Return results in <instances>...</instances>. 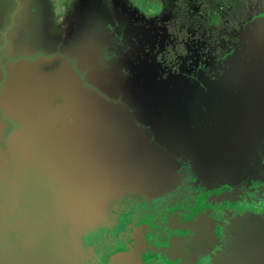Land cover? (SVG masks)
Here are the masks:
<instances>
[{
    "label": "rangeland",
    "instance_id": "obj_1",
    "mask_svg": "<svg viewBox=\"0 0 264 264\" xmlns=\"http://www.w3.org/2000/svg\"><path fill=\"white\" fill-rule=\"evenodd\" d=\"M145 1L0 0V113L13 124L14 145L22 139L23 156L38 162L35 134L57 139L59 156L50 158L82 165L100 206L107 196L165 192L175 178L168 150L211 160L197 173L239 175L246 167L239 154L260 143L254 117L264 116V14L243 32L235 64L199 81L163 77L152 61L159 29L139 15L164 20L173 0ZM8 133L0 125V135ZM151 156L157 177L147 181L143 165ZM29 170L37 178L44 171ZM21 223L28 229L20 242L0 226V264L69 263L66 233L80 226L75 216L57 228L33 213ZM125 260L118 256L117 264Z\"/></svg>",
    "mask_w": 264,
    "mask_h": 264
},
{
    "label": "flooded vegetation",
    "instance_id": "obj_2",
    "mask_svg": "<svg viewBox=\"0 0 264 264\" xmlns=\"http://www.w3.org/2000/svg\"><path fill=\"white\" fill-rule=\"evenodd\" d=\"M196 3V0H173L172 11L167 13L164 20L160 19V13L151 17L139 15L140 20L144 19L143 24L156 22L158 26V38L155 45H151L154 51L152 61L160 67L163 77L171 75L199 81L219 77L225 69L235 64L234 59H239L240 48L246 43L243 32L251 27L253 19L264 14V0L251 3L245 20L238 23L229 22L228 15L219 8L222 11V22L220 29L215 30L210 22H205L206 19L199 13L201 10L197 8ZM137 10L141 14V8ZM195 17L198 22H183ZM146 49L150 51V47ZM261 116L264 119V116ZM263 119L254 117V127L259 135L254 141L260 143L255 147L245 148L252 151L255 162L251 167L259 173L264 171ZM0 125L6 131L10 128L6 137L0 135V150L10 157L9 171L13 172L15 161L21 156V144L14 145V136L11 137L13 124L1 113ZM198 150H201V147ZM183 154L191 155L190 151L165 152L167 157L182 155L181 161H177L179 167L175 172V179L165 192L158 195L130 192L115 197L105 206L104 210L107 211L102 222L92 227L70 229L66 233L68 241L64 253L69 262L67 264H117L118 256L135 251L141 257H152L161 246L168 244L169 239L179 232V221L189 211L195 199L208 192L207 186L198 180L192 163L183 160ZM0 166L2 167V164ZM1 171L0 191H6L12 175L9 176L8 170L3 167ZM42 178L43 175L39 177V181H42ZM262 188L261 183L253 181L246 189V194L254 196ZM6 230L13 234L9 228L6 227Z\"/></svg>",
    "mask_w": 264,
    "mask_h": 264
},
{
    "label": "water",
    "instance_id": "obj_3",
    "mask_svg": "<svg viewBox=\"0 0 264 264\" xmlns=\"http://www.w3.org/2000/svg\"><path fill=\"white\" fill-rule=\"evenodd\" d=\"M14 134L13 131L11 137ZM35 135L36 137L31 139V153L37 155L35 157L40 160L38 162L32 159L26 160L23 156L26 145L21 139V156L16 159L14 170L11 172L14 183L19 178L20 189L28 190L29 186L31 189L34 183L30 182L36 181L37 176H33L29 168L41 167L44 170L43 175L52 177L53 183L62 184L67 190V195L58 198L53 207L74 208L77 206L76 196H79L84 210H7L14 187L11 179L0 208L2 218L0 226L9 228L19 242L25 236L24 229H28L24 223H21V216L28 218L29 214L33 213L57 228L64 224L66 217L72 215L76 217L77 224L79 223L80 226L90 225L100 219L99 216L106 203L115 197L106 195L107 198L104 199L102 206L96 203L92 186L90 183L88 185L84 179L83 166L74 168L73 165L53 155L51 159V152L59 156V141L51 136L48 138L49 135L46 134L37 133ZM150 150L158 152L153 145ZM0 158L5 159L3 168L9 171L11 161L8 158L10 157L0 150ZM150 159V163L145 164L146 166L141 163L144 167L143 173H145L142 175L147 181L157 177L150 172V167H155L158 159L154 160L152 156ZM248 170L250 171V168ZM242 174L244 175L243 172ZM224 175L226 176L224 186L227 193H216L209 198L212 201L210 207L213 209L194 210L182 228L183 233L176 236L168 246L159 249L157 256L141 257L139 253L132 251L122 256L126 259L125 262L128 264L131 260L130 264H264V196L260 195L259 198L250 199L244 193L246 183L235 185L231 179L233 175L227 172ZM59 176L66 178L60 180ZM92 185L94 186L93 183ZM214 206L224 208L222 207L221 210L216 207L214 210ZM8 217L12 220V224L9 223Z\"/></svg>",
    "mask_w": 264,
    "mask_h": 264
},
{
    "label": "crops",
    "instance_id": "obj_4",
    "mask_svg": "<svg viewBox=\"0 0 264 264\" xmlns=\"http://www.w3.org/2000/svg\"><path fill=\"white\" fill-rule=\"evenodd\" d=\"M183 155H185V159L183 160H185V162H191L193 168H211L212 166H214L210 160L206 161L205 158L203 159L199 157L198 154H192V155L183 154ZM247 155H249V157H247ZM181 157L182 155H177L176 157L175 155H172V157H168L170 162L172 163V166L174 167V174L179 167V165L177 164L178 163L177 161L178 160L181 161L180 159ZM239 159H240L239 166L241 167L246 166V167L245 169L242 168V170L239 171L240 175H233L234 177H231V179H233V182H235V185L239 186V183L240 184L246 183V186L244 187V193L250 199L259 198L260 195L264 196V171L262 173H259L258 171L252 169L251 164H253L255 160L253 159V155H251V153H247V151L245 152V154L244 153L239 154ZM225 161H226L225 163H227V162H230L231 160L228 161V159H226ZM0 164H2V167L4 166L3 165L4 160L1 158H0ZM2 167L0 166V174H2V171H1ZM248 168H250V171L248 170ZM199 171L201 172L196 174L198 177V180L201 181L203 184H205V186H207L208 192L206 194L199 195L195 199V201L189 207V211L179 221V224H178L179 232L173 235L169 239L168 244L161 246L159 249L168 246L170 242L174 240L176 236L183 233L182 228L184 224L186 223V221L190 218L194 210H201V208H203L204 210H208V209L210 210L212 201L209 198L213 197V195L216 193H220V194L227 193V190L224 186L225 178H226L224 174H219V175L216 174L213 176L211 170L206 169V170H199ZM242 172L244 173V175L242 174ZM8 175L11 176L10 171H8ZM63 178L65 179L66 177L59 176L58 179L62 180ZM36 179H37L36 181L34 180L33 182H30V183H34V185L32 186L31 189H29L30 188L29 186L28 190L20 189L21 184H19L20 183L19 178L17 179L15 183H14V180L12 179V186L14 187L12 189V194H11V199H10V204L8 206V210H10L11 206H12V210H84L81 197L79 196H76L75 202L77 203L76 204L77 206L74 208L70 209V208H67L66 206L65 207L60 206L58 208L53 207L55 206V201L58 198L67 195V190H65V187L62 184L57 185L53 183L52 182L53 178L50 176H47L46 174L43 175L42 181H39V177ZM157 180H159V178ZM10 181H8V184ZM253 181H258L259 183H261L263 185V188L256 195L249 196L246 194V189L253 183ZM35 183H41L42 186H36ZM0 192H1V195H0V208H1V205L4 200L5 189L4 190L2 189ZM143 194H147V193H143ZM114 198L115 197H113L112 199ZM216 207L221 209L223 206L222 207L214 206V210ZM97 223H99V220L92 222L90 225H87V226L92 227L93 225ZM87 226L81 225V228H84ZM158 251L159 250H157V254H158ZM157 254L155 256H157Z\"/></svg>",
    "mask_w": 264,
    "mask_h": 264
},
{
    "label": "trees",
    "instance_id": "obj_5",
    "mask_svg": "<svg viewBox=\"0 0 264 264\" xmlns=\"http://www.w3.org/2000/svg\"><path fill=\"white\" fill-rule=\"evenodd\" d=\"M197 8L201 10L199 13L202 15L205 22H210L213 25V28L216 30L220 29V16L222 11L219 8L223 9L225 15H228L229 22H243L247 16L249 7L251 3L256 0H196ZM197 13V14H199ZM187 16V14H186ZM198 18L183 20L184 23H193L198 22ZM203 20V21H204Z\"/></svg>",
    "mask_w": 264,
    "mask_h": 264
},
{
    "label": "clouds",
    "instance_id": "obj_6",
    "mask_svg": "<svg viewBox=\"0 0 264 264\" xmlns=\"http://www.w3.org/2000/svg\"><path fill=\"white\" fill-rule=\"evenodd\" d=\"M57 11H58V13H62L63 12V8L60 7L59 4H58V7H57Z\"/></svg>",
    "mask_w": 264,
    "mask_h": 264
}]
</instances>
